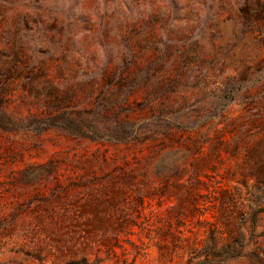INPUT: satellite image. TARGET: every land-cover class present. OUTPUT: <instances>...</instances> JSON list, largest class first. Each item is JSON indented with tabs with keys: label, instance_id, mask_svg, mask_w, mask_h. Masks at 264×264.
<instances>
[{
	"label": "rangeland",
	"instance_id": "obj_1",
	"mask_svg": "<svg viewBox=\"0 0 264 264\" xmlns=\"http://www.w3.org/2000/svg\"><path fill=\"white\" fill-rule=\"evenodd\" d=\"M0 264H264V0H0Z\"/></svg>",
	"mask_w": 264,
	"mask_h": 264
}]
</instances>
